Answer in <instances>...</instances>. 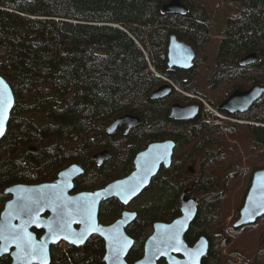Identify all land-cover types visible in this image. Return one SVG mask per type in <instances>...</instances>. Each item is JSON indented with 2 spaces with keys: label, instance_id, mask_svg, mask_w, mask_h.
<instances>
[{
  "label": "trees",
  "instance_id": "16d2710c",
  "mask_svg": "<svg viewBox=\"0 0 264 264\" xmlns=\"http://www.w3.org/2000/svg\"><path fill=\"white\" fill-rule=\"evenodd\" d=\"M170 1L0 0V75L15 96L0 141V187L46 179L107 149L111 157L100 165L93 161L77 180V188L102 186L132 172L137 153L151 142L170 138L176 143L172 165L161 168L137 201L129 264L143 256L154 223L180 215L187 189L199 201L185 240L208 239L202 264H264V216L235 227L253 172L264 168V94L245 112L222 110L231 119L221 124L206 108L202 116L178 121L170 117L171 100L151 98L164 82L156 72L172 71V34L195 50L194 68L209 77L206 86H215L207 88L206 101L215 110L216 97L220 103L236 88L264 86V0H181L184 14L164 12ZM251 52L256 61L241 65ZM218 69L225 74L221 83ZM193 70L174 68V78L194 77ZM127 114L139 116V124L128 133L124 125L107 131ZM197 156L193 179L183 168ZM104 252L103 241L92 238L84 252L55 248L51 264H104Z\"/></svg>",
  "mask_w": 264,
  "mask_h": 264
},
{
  "label": "water",
  "instance_id": "95a60500",
  "mask_svg": "<svg viewBox=\"0 0 264 264\" xmlns=\"http://www.w3.org/2000/svg\"><path fill=\"white\" fill-rule=\"evenodd\" d=\"M164 12L184 14L188 11L187 7L181 0H171L163 5ZM196 55L193 48L178 40L175 34L170 35L168 46V66L170 68L188 69L193 66V61ZM257 53L252 52L241 59L242 65L254 63ZM0 81H3L6 88L3 89L5 99L11 100V105L7 112V118L4 122L3 134L0 135V141L4 137L11 112L15 104V96L8 81L0 75ZM169 85H163L157 88L151 95L152 99H160L168 95ZM264 94V86L254 85L247 91L235 90L223 103L219 106L220 109L229 112H245L249 107ZM199 112L198 106L185 105L178 103L174 104L171 111V116L177 119H191ZM138 116L124 115L117 118L108 128L109 133L114 132L121 123H127L128 129L139 123ZM175 142L166 140L162 142H153L146 149L137 153L134 159V169L127 176L116 179L109 183L104 188L95 190L94 192L79 193L74 196L69 195L70 189L73 187V179L83 172L76 164L67 167L59 173L57 185L41 184V185H14L7 189V192H14L15 197L8 201L5 211L2 212L0 220V228L3 223L8 221L14 214L16 209H20L22 204L27 202L36 203L40 199H49V204H56L55 198L58 196L57 191H62L61 196L65 195L67 204H75L78 202H90L88 208L80 209L83 212L82 216H78L75 209L65 211L66 225L64 227L47 226L48 232L41 237L40 240L35 239V235L30 234L32 243L37 247L44 245V252L41 254L46 256V264L50 262L49 245L65 240L72 245H82L93 234L97 233L105 241L104 264H129L127 258L133 248L134 240L125 232V226L132 222L137 214L135 212L125 211L121 218L115 221L112 225L102 226L98 222L99 203L103 199L109 197H117L125 204L131 202L140 194H142L151 184L152 179L160 172L162 166L169 167L172 163L173 149ZM35 149V148H33ZM109 156L107 150H103L95 154V158L99 162ZM192 172L194 166H190ZM135 189V191H131ZM98 194V195H97ZM198 203L193 197H187L186 191L181 196V215L176 217L170 223L156 222L154 230L149 235L144 245V254L142 258L136 260L134 264H159V260L164 259L165 264H201L203 257L209 249V241L206 237L201 236L193 246H190L185 235L196 217ZM264 216V168L256 169L253 172L251 184L244 204L240 209L239 219L235 222V227L240 228L245 225L255 224L261 217ZM55 216L54 218H56ZM54 218L52 220H54ZM80 223V228L76 229L73 223ZM10 229V227H8ZM55 229L56 231H50ZM60 229H63L61 231ZM61 233H56L57 231ZM5 234L8 232L4 230ZM83 234L82 242L78 239ZM175 237V239H174ZM77 240L76 243L71 242ZM1 244L0 253H10L12 242L8 243L7 250H4V241ZM126 245L119 253V259H115V249ZM200 251V255L193 259L189 256V252ZM19 249L15 248L11 252L13 257L12 264H22L18 259ZM27 264H44L43 259L39 256L27 261Z\"/></svg>",
  "mask_w": 264,
  "mask_h": 264
},
{
  "label": "flooded vegetation",
  "instance_id": "af4514ba",
  "mask_svg": "<svg viewBox=\"0 0 264 264\" xmlns=\"http://www.w3.org/2000/svg\"><path fill=\"white\" fill-rule=\"evenodd\" d=\"M196 63H197V54H196V57H195V59L193 61V66L189 68V69H195V71L193 70L194 75H195L194 77H192L193 73H191L192 75H188V74H184V73H177V75L175 74V77L177 76V78L179 79V80L178 79L177 80L180 81L182 84H184V86H185L184 88H186V89H184L182 87H180V88L178 87V84L176 82L177 80L174 78V74H173L174 68H170L168 66L169 69H172V71L169 70L167 72L168 74L170 72L169 75L168 74L163 75L165 77V79H163L164 82L160 86L169 85L170 86L169 87L170 90H169L168 95H166L165 97L160 98V99H166V100H169V101L171 100V104H170V117H172L171 116L172 107L176 103H178V104H180L182 106H185V105H195V106H198L199 112H198V114L195 117H197L198 115H201L202 116L203 112L205 111L206 106L204 105L203 100L205 102L209 100L207 98V95H209V93H207V88H210V87H213V86H206V83L209 81V77L199 76V75H205V73L201 69H197L196 70V68H194L195 65H196ZM167 64H168V62H167ZM177 69H182V68H177ZM182 70H187V69H182ZM212 70H214V69H212ZM208 71H210V69ZM217 71H218V73H216V74L218 75V77L221 76V79L218 78L219 81L217 79V82L216 83H218V82L221 83L223 81V78H224L223 76L225 74L224 73H221V71H219V69ZM213 85H215V84H213ZM160 86H158L157 88H159ZM213 88H215V86ZM235 90H237V88L234 89L233 92ZM240 90H245V89H241L240 88ZM232 93H230L229 95H231ZM223 101L219 103L218 102V97H216L215 99H213L211 101V103L212 104H217V110H215L213 108L214 110L212 112L215 115L219 116V117L222 116L223 119L224 118L225 119H231L230 117H228V116H226V115H224L222 113V110L223 109H220L219 108V106L223 103ZM205 112H207V110ZM232 113L235 114L237 112H232ZM195 117H193L191 119H177V118H174V117H172V118H174V119H176L178 121H189V120H193ZM223 119H221V120L216 119L215 122L221 124ZM120 125H124V127H125V133H128L132 129L131 128L130 130H127L128 129V124L127 123H124L123 122ZM166 140H173V139H170L169 138V139H166ZM166 140H164V141H166ZM154 142H157V141H154ZM159 142H162V141H159ZM151 143H153V142H151ZM175 146H176V143H175ZM214 147H215V145H214ZM28 148H30V150H32V151L38 150V146H35V145H28ZM33 148H35V149H33ZM174 149H175V147H174ZM174 149H173V154H174ZM105 150H107V149H105ZM101 151H103V150H101ZM101 151H95V152H93L91 154V157L89 158V161L88 162H85V163H72V164H70L68 166H65V167H63L61 169H58L55 172V174H54V172H52L51 174H49L47 176L48 178H46V179H42V180L36 181V182H18V183H11V184H8V185H4L3 187H0V200H1V203H0V220L2 218V212L5 211L8 201L12 200L15 197V193L14 192H7V189L8 188H11L14 185H19V184H24V185L55 184V185H57L58 184L57 181H58L59 173L62 170L66 169L67 167H70L71 165H74V164L78 165L83 170V172L80 173V174H77V176L73 179V187L69 191V195L70 196H74V195H77L79 193H84V192H94L95 190L104 188L109 183H111L114 180H116V179H114V180H112V181H110V182H108V183H106V184H104L102 186L94 187V186L85 185L82 188H80V187L77 188V180L79 179V177L83 176L86 173V171H87L88 168H92L93 167V161L96 162L97 165H100L103 162H105L106 159H108L109 157H111V152H109L107 150L109 152V156L106 157V158H103V160H101V162H99L98 159H96L94 156H95V154H97V153H99ZM205 151L206 150H203L202 151V154H205ZM197 157H200V156H197ZM172 162H173V156H172ZM197 162H198V164H197ZM200 162L201 161H197L196 159H194V160L191 159L187 163V165H185V167L183 169H185L186 173L189 176H191L193 179H195L198 176L197 168H198ZM195 164H197V165H195ZM171 165H172V163H171ZM190 166H194V170L192 172L189 170V167ZM162 167H164V166H162ZM127 175H125V176H127ZM125 176H123V177H125ZM123 177H121V178H123ZM185 191H186V196L187 197H193L194 199L196 198V196H195L194 193H188L189 192V189H187ZM57 193H58V196L55 198V200L57 202L56 204H54V203H50L49 204V199L50 198H48V197H46L45 199H40L36 203L27 202L25 204H22L20 206V209L19 210L16 209L14 211V214L10 217V219H8V221H6V222L3 223V225H2L1 228L3 230H6L7 232H9V231L12 230V229H9L8 228L9 225L14 226V229L15 230H20L21 228H25L26 229V232L29 235L30 234H33V235H35V239L36 240H40L41 237L48 232L47 226H57V227H60L61 226V227H64L66 225V223H67L66 220H65V216H66L65 211L66 210H68V209H75L76 210L77 209L79 211H76V213H77L78 216L81 217L82 214H83V212H81L80 209H82V210L85 209L86 210L88 208L89 204H90V202H88L89 204L86 203V202H78V203H76V205L75 204H67V202L65 200L66 199L65 195H63V197L61 196L62 191L59 189L57 191ZM141 195L142 194H140L138 197H136L134 200H132L131 202H129L127 204L121 202L119 200V198H117V197H109L107 199L101 200L100 203H99V209H98V222H99V224H101L102 226H109V225H112L119 218H121L122 215H123V213L125 211H127V212H135L137 214L136 218L132 222H130L127 226H125V228H124L125 229V232L134 240V238L128 233V230H129V228L130 229L131 228H134V224L139 219V211H138V207H137V201H138V198ZM195 200L196 201H199V199H197V198ZM105 206H106L107 213H104L103 212V209L105 210ZM114 207L117 208V211L115 213H113ZM28 208H31L33 211L31 213H28L27 211H22V209H28ZM180 214H181V212H180ZM114 215H117V216L113 220ZM55 216H57V217L54 218ZM53 218H54V220H52ZM154 224L151 226V228H149L148 233H147L148 234L147 235V238L153 232V230H154V228H153L154 227ZM80 225H81V222L80 223H76V222L73 223V226L76 229H79L80 228ZM56 233H61V231L59 230ZM92 238H98L101 241H103V243H104V250H105V241L97 233H93L85 241V243H83L82 245H79V246L72 245V244L68 243L65 240H61V241H59L57 243H50V245H49L50 262L48 264H51L52 256H53V251H55V248L57 250H61V249H65V246L71 245V246H75L76 248H78L80 252H84L85 249H86V246H87L88 242ZM147 238H146V240H147ZM134 242H135V240H134ZM1 244H2V241L0 240V250H1ZM12 244L13 245L10 248V253H4V254H1L0 253V264H12L13 257L11 256V252L14 251L15 248H17L16 245H15V242H12ZM144 245H145V243H144ZM193 245L194 244H192L190 246H193ZM127 260H128V258H127ZM158 263L159 264H165L166 261L164 259H161V260H159Z\"/></svg>",
  "mask_w": 264,
  "mask_h": 264
},
{
  "label": "snow or ice",
  "instance_id": "6c2138e0",
  "mask_svg": "<svg viewBox=\"0 0 264 264\" xmlns=\"http://www.w3.org/2000/svg\"><path fill=\"white\" fill-rule=\"evenodd\" d=\"M5 88L6 85H4L3 81H0V135L3 134L4 122L7 118V112L11 105V100L5 99V93L3 91V89ZM131 191H135V189H132ZM22 211L31 213L33 210L31 208H28L22 209ZM9 227L12 230L7 234H5L4 230L0 228V240L4 241V250H7L8 243L15 242L16 247L19 249L18 259L22 262V264H27V261L38 256L43 259L44 264H46V256L41 255L44 252L45 246L41 245L37 247L36 245H34L32 243L31 236L26 232L25 228L15 230L14 226L9 225ZM60 230L63 231V229ZM50 231L55 232L56 230L50 228ZM78 239L82 242V240L84 239V235L81 234ZM71 242L76 243L77 240L74 239ZM123 247H126V245H122L121 247L115 249V259H119V253L123 250ZM188 254L193 259H195L200 255V251L197 250L196 252H189Z\"/></svg>",
  "mask_w": 264,
  "mask_h": 264
},
{
  "label": "rangeland",
  "instance_id": "374dc122",
  "mask_svg": "<svg viewBox=\"0 0 264 264\" xmlns=\"http://www.w3.org/2000/svg\"><path fill=\"white\" fill-rule=\"evenodd\" d=\"M170 13V12H169ZM143 51H144V49H143ZM154 66V65H153ZM153 71H155V68L153 67ZM156 74L159 76V77H161L162 79H165V77L163 76V75H160V74H158L157 72H156ZM208 108V107H207ZM34 120H41V117H40V115H38V114H34V115H32L31 116ZM194 159H196L197 161H200L201 160V157H194L193 158V160ZM197 164H198V162H197ZM197 164H195V165H197ZM218 176H219V178L222 176V172H219L218 173ZM133 204V203H132ZM243 258H241V257H239L238 258V263H242L243 262Z\"/></svg>",
  "mask_w": 264,
  "mask_h": 264
},
{
  "label": "bare ground",
  "instance_id": "6f19581e",
  "mask_svg": "<svg viewBox=\"0 0 264 264\" xmlns=\"http://www.w3.org/2000/svg\"><path fill=\"white\" fill-rule=\"evenodd\" d=\"M182 42H184V41H182ZM185 43H186V42H185ZM186 44H187V43H186ZM188 45H189V44H188ZM193 50H194V49H193ZM194 52H195V50H194ZM251 53H252V52H251ZM255 53H256V52H255ZM248 54H250V53H248ZM248 54H247V55H248ZM195 55H196V53H195ZM244 57H245V56H244ZM244 57H243V58H244ZM256 59H257V57H256ZM240 63H241V61H240ZM251 64H252V63H251ZM241 65H242V64H241ZM247 65H248V64H247ZM243 66H245V65H243ZM188 69H189V68H188ZM255 85H258V84H255ZM253 86H254V85H253ZM253 86H252V87H253ZM261 86H262V85H261ZM250 88H251V87H250ZM248 89H249V88H248ZM239 90H240V89H239ZM154 91H155V90H154ZM154 91H153V92H154ZM241 91H247V89H245V90H241ZM229 96H230V95H229ZM229 96H228V97H229ZM228 97H227V98H228ZM227 98H226V99H227ZM226 99H225V100H226ZM225 100H224V101H225ZM203 103H204V105H205L206 107L209 106V104H208L207 102H205L204 100H203ZM228 112H229V111H228ZM231 113H232V112H231ZM127 115H130V114H127ZM133 116H137V115H133ZM138 117H139V116H138ZM220 118L223 119L222 116H221ZM139 119H140V117H139ZM223 120H226V119L224 118ZM110 125H111V124H110ZM110 125H109V126H110ZM109 126H108V127H109ZM135 126H136V125H135ZM108 127H107V128H108ZM132 128H133V127H132ZM130 129H131V128H130ZM130 129H129V130H130ZM180 215H181V214H180ZM180 215H179V216H180ZM238 219H239V218H238ZM245 226H246V225H245Z\"/></svg>",
  "mask_w": 264,
  "mask_h": 264
}]
</instances>
